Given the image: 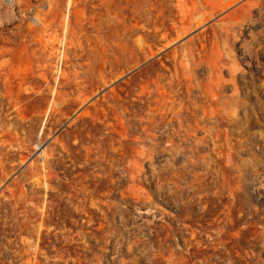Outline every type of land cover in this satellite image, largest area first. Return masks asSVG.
Instances as JSON below:
<instances>
[{
    "label": "rangeland",
    "instance_id": "obj_1",
    "mask_svg": "<svg viewBox=\"0 0 264 264\" xmlns=\"http://www.w3.org/2000/svg\"><path fill=\"white\" fill-rule=\"evenodd\" d=\"M0 264H264V0H0Z\"/></svg>",
    "mask_w": 264,
    "mask_h": 264
}]
</instances>
